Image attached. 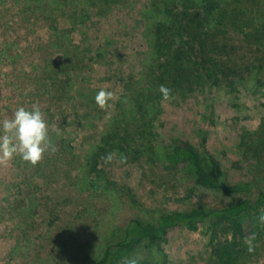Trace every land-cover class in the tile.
<instances>
[{
  "label": "rangeland",
  "instance_id": "obj_1",
  "mask_svg": "<svg viewBox=\"0 0 264 264\" xmlns=\"http://www.w3.org/2000/svg\"><path fill=\"white\" fill-rule=\"evenodd\" d=\"M57 1L0 0V121L21 106L38 105L57 149L36 165L19 155L0 160V264H87L122 236L113 235L130 215L147 220L157 209L186 211L251 197L196 185L182 167L148 154L125 155L128 161L114 154L100 161V174L84 169L120 98L128 89L153 88L158 63L150 55L149 27L157 25V15L150 0L112 1L100 13ZM222 6L225 24L208 44L220 52L227 76L215 83L195 72L186 83L164 85L155 93L161 114L152 140L206 149L230 184L248 183L258 193L264 190V87L245 68L258 66L264 44L249 43L243 34L264 28V0H222ZM101 90L112 93L103 108L95 101ZM84 175L96 180V189ZM253 213L264 222V205ZM248 219L242 223L251 230ZM203 230L171 229L167 264H206L211 251ZM232 236L221 231L223 240ZM243 242L257 246L255 254L246 251L247 264H264V234Z\"/></svg>",
  "mask_w": 264,
  "mask_h": 264
},
{
  "label": "trees",
  "instance_id": "obj_2",
  "mask_svg": "<svg viewBox=\"0 0 264 264\" xmlns=\"http://www.w3.org/2000/svg\"><path fill=\"white\" fill-rule=\"evenodd\" d=\"M59 1V2H58ZM62 6L81 8L85 13H100L103 5L118 0H58ZM41 8L48 7L47 4ZM55 3V7H57ZM54 8V7H53ZM57 9V8H56ZM149 10L157 15V22L149 27L152 40L151 58L157 61L154 70L153 88L146 91H131L122 96L117 104V114L103 133L102 143L94 146L86 158L84 169L100 174L102 159L118 155L128 161L125 155H152L155 160L162 159L171 168L182 167L183 171L196 185L222 191L227 194L251 193V197L238 200L233 204H219L214 207L198 206L186 211L153 210L151 219L143 220L129 216L117 230L120 238L110 241L99 256L88 258L87 264H167L168 256L164 245L171 229L185 227L199 231L208 238L211 257L206 264H247L246 251L257 250L256 244H245L249 240L257 242L264 234V222L259 214L253 212L264 205V190L244 183L232 185L227 181L220 162L208 150H200L183 140H175L168 147L154 145L155 124L161 110L155 94L164 85L178 86L186 83L196 72L200 79L218 83L226 64L218 49L209 50L210 40L218 39L224 26L227 8L222 0H150ZM49 11V7L46 9ZM192 17V21L189 18ZM155 19L154 16L151 17ZM250 27V24H247ZM184 31L191 35L186 40ZM263 32V33H262ZM192 33V34H191ZM249 43L264 44V28L243 34ZM189 41V42H187ZM187 45L189 46L187 49ZM198 51V52H197ZM202 56L201 62L193 57ZM164 59V60H162ZM196 59V58H195ZM162 61V62H161ZM155 68L154 62L149 65ZM257 86L264 87L261 79L264 73V58L258 66L246 67ZM233 84V82H232ZM167 89V88H166ZM131 91V92H130ZM124 131L123 133H121ZM248 133V132H247ZM251 134V133H248ZM246 136H242L245 139ZM83 181L96 189V180L84 175ZM257 194L256 199H252ZM248 215L251 230L242 223ZM248 226V225H247ZM221 231L231 232L232 238L221 239ZM119 237V236H118Z\"/></svg>",
  "mask_w": 264,
  "mask_h": 264
},
{
  "label": "clouds",
  "instance_id": "obj_3",
  "mask_svg": "<svg viewBox=\"0 0 264 264\" xmlns=\"http://www.w3.org/2000/svg\"><path fill=\"white\" fill-rule=\"evenodd\" d=\"M111 99L112 93L104 90L95 96L101 108ZM49 150L55 152L57 149L38 105L34 104L31 109L21 106L14 112L13 118L0 121V160H11L19 155L24 161L36 165Z\"/></svg>",
  "mask_w": 264,
  "mask_h": 264
}]
</instances>
